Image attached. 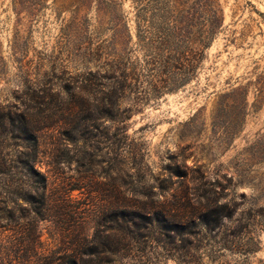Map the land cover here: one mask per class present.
Listing matches in <instances>:
<instances>
[{
    "label": "rangeland",
    "instance_id": "374dc122",
    "mask_svg": "<svg viewBox=\"0 0 264 264\" xmlns=\"http://www.w3.org/2000/svg\"><path fill=\"white\" fill-rule=\"evenodd\" d=\"M218 3L196 77L153 99L160 68L138 28L172 29L188 56V0H0V171L15 175H0V264L54 262L125 212L215 202L264 222V0ZM119 58L129 112L95 120ZM28 117L47 177L35 204L18 195L34 194L19 163Z\"/></svg>",
    "mask_w": 264,
    "mask_h": 264
},
{
    "label": "trees",
    "instance_id": "16d2710c",
    "mask_svg": "<svg viewBox=\"0 0 264 264\" xmlns=\"http://www.w3.org/2000/svg\"><path fill=\"white\" fill-rule=\"evenodd\" d=\"M163 17L168 21V17ZM222 26L218 0H188V56L187 52L172 48L176 39L172 29L148 32L138 28V40L155 54V64L160 68L150 97L158 99L166 91L173 92L189 84ZM183 59H188V78H182ZM106 66H109L107 82L100 98L104 107L96 109L95 120H113L119 116L124 119L123 113L129 112L122 111V106L132 90L130 77L120 58L112 59ZM23 120H27L24 124L29 153L19 163L34 194L22 190L18 195L35 204V195L40 188L47 187V177L36 169L39 129L32 118ZM0 175L7 182L15 178L5 170ZM41 197L45 199L44 194ZM120 219V223L114 222L106 230L109 235L99 229L90 240H76L74 253H66L47 264H167L169 260L175 264H252L261 251L259 235L264 232V222L256 217L234 220V210L226 204L188 203V206L164 207L144 214L125 212Z\"/></svg>",
    "mask_w": 264,
    "mask_h": 264
}]
</instances>
